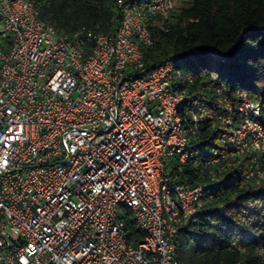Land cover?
Masks as SVG:
<instances>
[{"label": "built area", "instance_id": "1", "mask_svg": "<svg viewBox=\"0 0 264 264\" xmlns=\"http://www.w3.org/2000/svg\"><path fill=\"white\" fill-rule=\"evenodd\" d=\"M182 1L116 0L104 33L60 32L30 0H0V264H178L175 239L227 158L264 154L260 97L238 87L232 101L213 76L206 112L181 58L145 67L142 47ZM186 163L206 179L179 181Z\"/></svg>", "mask_w": 264, "mask_h": 264}, {"label": "trees", "instance_id": "2", "mask_svg": "<svg viewBox=\"0 0 264 264\" xmlns=\"http://www.w3.org/2000/svg\"><path fill=\"white\" fill-rule=\"evenodd\" d=\"M30 1L39 17L60 32L113 33L120 24L116 0ZM153 34V43L141 49L145 67L181 58L185 85L192 91L205 86L201 103L206 112L217 105L208 88L213 76L226 85L232 101L234 90L241 87L264 103V0H183L168 29H154ZM9 44V38L0 37V47ZM209 121L201 132L206 141L216 133L208 128ZM256 169H264V154L227 158L214 190L201 199L197 221L175 239L178 264H264V178L249 175ZM197 171L186 163L178 180L206 179ZM124 214L127 238L137 241L140 231L128 212Z\"/></svg>", "mask_w": 264, "mask_h": 264}, {"label": "rangeland", "instance_id": "3", "mask_svg": "<svg viewBox=\"0 0 264 264\" xmlns=\"http://www.w3.org/2000/svg\"><path fill=\"white\" fill-rule=\"evenodd\" d=\"M204 57H205V56H204ZM168 160H171L172 162H174V161L176 160V157H169ZM167 168H168V169L171 168V165L168 164V165H167Z\"/></svg>", "mask_w": 264, "mask_h": 264}]
</instances>
